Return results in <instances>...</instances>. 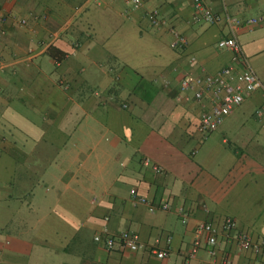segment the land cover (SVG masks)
Returning <instances> with one entry per match:
<instances>
[{
	"label": "crops",
	"instance_id": "obj_1",
	"mask_svg": "<svg viewBox=\"0 0 264 264\" xmlns=\"http://www.w3.org/2000/svg\"><path fill=\"white\" fill-rule=\"evenodd\" d=\"M206 2L241 20L234 35L264 67V0ZM153 9L164 25L150 23ZM252 17L261 20L246 23ZM171 28L183 46L171 45ZM230 35L223 19L195 17L191 0L136 9L124 0H0V264H219L205 246L185 253L198 221L225 216L264 239V90L207 135L199 104L178 100L180 70L217 71L233 56L216 41ZM131 187L168 209L133 202ZM103 226L157 239L170 255L107 250L93 240ZM218 241V259L264 264L235 240Z\"/></svg>",
	"mask_w": 264,
	"mask_h": 264
},
{
	"label": "built area",
	"instance_id": "obj_2",
	"mask_svg": "<svg viewBox=\"0 0 264 264\" xmlns=\"http://www.w3.org/2000/svg\"><path fill=\"white\" fill-rule=\"evenodd\" d=\"M132 9L139 8L142 0H124ZM195 17L206 22H217L224 20L229 26L231 35L221 37L216 41L218 49H226L232 53V60L221 66L215 72L195 74L189 69L180 70L178 100L185 102L190 99L199 104L201 110L197 129L200 133L207 135L217 128L223 118L238 106L245 97L256 89L264 90V83L252 67L248 57L244 54L240 42L234 35V28L241 23L227 12L223 16L212 12L206 0H191ZM147 17L153 26L159 27L165 24V20L160 17L158 11L153 9L148 12ZM259 17L246 19V23H258ZM24 23L25 19H20ZM174 38L171 45L181 47L186 43V37L176 28L170 29ZM3 62L0 60V68ZM260 112V111H259ZM144 165H150V160L146 157L142 159ZM151 168L159 172L161 169L157 164H151ZM131 199L135 203H144L148 210H167L169 205L163 201L155 204L145 196L139 194L134 187L129 189ZM182 222L187 218V212L182 208L176 209ZM104 219H107L105 217ZM222 235L226 240H235L240 249L250 250L257 255L264 256V239H253L244 229L238 227L233 217L225 216L219 225H214L209 221H198L193 230V237L188 250L185 253L186 260L195 257L198 250L205 246L211 260L219 264H231L227 254L218 259V236ZM93 240L102 244L107 250H129L137 251L147 249L152 255L163 259L170 255L168 248L158 245L157 239L152 243L142 241L139 235L130 230L110 231L103 226L93 235ZM169 240V237H167Z\"/></svg>",
	"mask_w": 264,
	"mask_h": 264
},
{
	"label": "rangeland",
	"instance_id": "obj_3",
	"mask_svg": "<svg viewBox=\"0 0 264 264\" xmlns=\"http://www.w3.org/2000/svg\"><path fill=\"white\" fill-rule=\"evenodd\" d=\"M249 61L252 64V66L254 67V69L257 72V74L259 75V77L264 81V67H261V65H259L257 63L256 59H254L253 57H251V59H249Z\"/></svg>",
	"mask_w": 264,
	"mask_h": 264
}]
</instances>
